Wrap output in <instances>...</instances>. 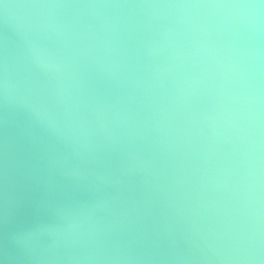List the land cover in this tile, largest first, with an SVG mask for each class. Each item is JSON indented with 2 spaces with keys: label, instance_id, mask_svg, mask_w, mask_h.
I'll list each match as a JSON object with an SVG mask.
<instances>
[{
  "label": "clouds",
  "instance_id": "9594fccd",
  "mask_svg": "<svg viewBox=\"0 0 264 264\" xmlns=\"http://www.w3.org/2000/svg\"><path fill=\"white\" fill-rule=\"evenodd\" d=\"M264 264V0H0V264Z\"/></svg>",
  "mask_w": 264,
  "mask_h": 264
},
{
  "label": "water",
  "instance_id": "95a60500",
  "mask_svg": "<svg viewBox=\"0 0 264 264\" xmlns=\"http://www.w3.org/2000/svg\"><path fill=\"white\" fill-rule=\"evenodd\" d=\"M3 264H24V262L12 259H4Z\"/></svg>",
  "mask_w": 264,
  "mask_h": 264
}]
</instances>
